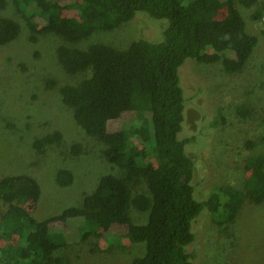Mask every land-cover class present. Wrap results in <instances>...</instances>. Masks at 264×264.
I'll use <instances>...</instances> for the list:
<instances>
[{"label": "trees", "instance_id": "16d2710c", "mask_svg": "<svg viewBox=\"0 0 264 264\" xmlns=\"http://www.w3.org/2000/svg\"><path fill=\"white\" fill-rule=\"evenodd\" d=\"M66 1L74 3L10 0L24 18L31 40L35 34H53L63 41L55 55L65 74L89 73L76 85L60 87V99L84 133L102 144L103 158L122 175H102L94 190L83 195L81 205L44 219L34 218L22 206L23 201L35 205L39 200V185L33 177L24 173L0 177V264H70L68 258L53 255L66 243L51 233L52 225H64L70 219L87 226L83 239L97 230L120 228L129 243L143 247L142 255L131 264H197L187 247L195 238L192 224L202 211L210 214L216 226L225 228L235 221L244 203L264 202V149L245 159L250 178L241 190L220 184L197 199L191 184L193 163L186 154L193 137L183 135L185 97L179 70L187 62H197L217 64L229 75L239 73L258 38L245 27L238 6L253 7L250 21L257 23L264 2ZM6 6L0 0V12ZM64 7L72 8L76 17L61 15ZM139 14L161 22L160 40L140 37L126 49L102 42L78 46L95 32L114 30ZM19 34V24L0 13V47ZM53 84L49 82L50 87ZM237 112L246 113L242 108ZM221 120L213 115L212 125L218 126ZM111 122L120 127L108 131ZM60 142L61 135L53 132L34 141L32 147L42 153ZM243 145L248 150L264 145V134ZM71 153L79 154V146L73 145ZM140 180L149 195L133 193L132 187ZM73 181L70 169L56 170L57 187ZM131 208L146 213L145 223L132 222Z\"/></svg>", "mask_w": 264, "mask_h": 264}, {"label": "rangeland", "instance_id": "374dc122", "mask_svg": "<svg viewBox=\"0 0 264 264\" xmlns=\"http://www.w3.org/2000/svg\"><path fill=\"white\" fill-rule=\"evenodd\" d=\"M5 1L7 6L0 13L19 24L20 34L0 47V177L22 173L33 177L39 185V200L35 205L23 201L22 206L34 218L44 219L81 205L83 195L94 190L102 175L121 176L122 172L103 158L102 144L84 133L60 99V87L76 85L89 73L65 74L55 55L63 41L53 34H35V40H31L24 18L10 0ZM56 1L62 6L74 3ZM253 9L238 6L245 27L258 38L239 73L229 75L217 64L197 62H187L179 70L185 97L183 135L193 137L186 154L193 163L191 184L197 199H203L220 184L241 190L250 178L244 169L245 159L264 149V145H259L248 150L243 145L244 141L258 140L264 134V25L260 22L263 15L257 23L250 21ZM60 13L76 17L72 8L64 7ZM159 23L139 14L114 30L95 32L78 46L102 42L126 49L140 37L160 40ZM239 108L246 113L239 114ZM213 115L222 117L216 127L212 125ZM107 127L108 131H115L120 126L111 122ZM53 132L61 135L60 144L42 153L34 150V141ZM73 145L79 146V154L71 153ZM59 168L73 172L72 185H55ZM132 188L134 194L149 195L143 180ZM129 214L134 224L146 221V213L134 208ZM87 230L78 219L52 225L51 233L66 243L53 255L68 258L70 264H131L133 258L143 253V247L129 243L118 227L106 232L97 230L81 238ZM191 231L195 238L187 252L197 264H264V202L244 203L235 221L225 228L216 226L210 214L202 211Z\"/></svg>", "mask_w": 264, "mask_h": 264}, {"label": "built area", "instance_id": "2783aa9c", "mask_svg": "<svg viewBox=\"0 0 264 264\" xmlns=\"http://www.w3.org/2000/svg\"><path fill=\"white\" fill-rule=\"evenodd\" d=\"M262 15H263V16H262L260 22L262 23V25H264V13H263Z\"/></svg>", "mask_w": 264, "mask_h": 264}]
</instances>
